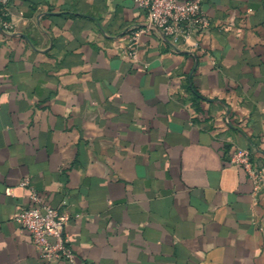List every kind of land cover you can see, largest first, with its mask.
Instances as JSON below:
<instances>
[{"label":"crops","instance_id":"obj_1","mask_svg":"<svg viewBox=\"0 0 264 264\" xmlns=\"http://www.w3.org/2000/svg\"><path fill=\"white\" fill-rule=\"evenodd\" d=\"M10 1L0 264H44L14 219L33 190L67 203L80 264H264V190L230 161L264 164V0H203L178 43L135 0Z\"/></svg>","mask_w":264,"mask_h":264},{"label":"built area","instance_id":"obj_2","mask_svg":"<svg viewBox=\"0 0 264 264\" xmlns=\"http://www.w3.org/2000/svg\"><path fill=\"white\" fill-rule=\"evenodd\" d=\"M10 0H0V27L13 31L10 18ZM145 19V28L139 32L155 30L167 39L178 43L188 39L196 31L207 30L210 20L203 8V0H135ZM138 33L132 36L137 38ZM135 41L131 44L134 45ZM133 54V52H132ZM231 163L241 166L248 174L254 187L253 196L259 199L264 190V164L246 148L236 147ZM26 180L23 181V184ZM31 205L22 208L14 219L29 231L32 241L44 264H80L67 232L71 213L66 202L53 205L35 190L30 195Z\"/></svg>","mask_w":264,"mask_h":264}]
</instances>
